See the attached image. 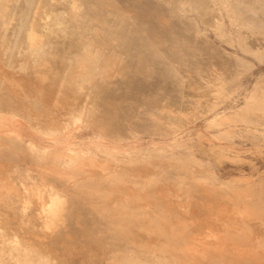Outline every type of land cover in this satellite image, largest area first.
Masks as SVG:
<instances>
[{
	"label": "rangeland",
	"instance_id": "1",
	"mask_svg": "<svg viewBox=\"0 0 264 264\" xmlns=\"http://www.w3.org/2000/svg\"><path fill=\"white\" fill-rule=\"evenodd\" d=\"M263 22L264 0H0V101L83 108L0 147V264H264Z\"/></svg>",
	"mask_w": 264,
	"mask_h": 264
},
{
	"label": "bare ground",
	"instance_id": "2",
	"mask_svg": "<svg viewBox=\"0 0 264 264\" xmlns=\"http://www.w3.org/2000/svg\"><path fill=\"white\" fill-rule=\"evenodd\" d=\"M72 4L70 5L71 7H72V10H73V8H74V2H71ZM235 10V9H234ZM101 13V12H100ZM105 13V12H104ZM251 13V12H250ZM109 14H110V12H109ZM241 16V15H240ZM252 16V15H251ZM250 18V17H249ZM246 19V18H245ZM247 20H249V19H247ZM247 20H246V22H247ZM251 20V19H250ZM255 22V21H254ZM259 22V21H258ZM264 23V22H263ZM245 25V24H244ZM246 27H248V26H246ZM262 27V26H261ZM64 30V29H63ZM96 36V35H95ZM88 42H90V41H88ZM92 42V41H91ZM90 42V44H92ZM86 43V42H85ZM38 46V45H37ZM87 46H89V44L87 45ZM86 46V47H87ZM39 48V47H38ZM84 48H85V45H84ZM89 48H91V47H88V49L87 50H89ZM94 48V47H93ZM86 49V48H85ZM84 49V50H85ZM86 50V51H87ZM88 52V51H87ZM86 52V53H87ZM84 53H85V51H84ZM84 53H81L82 54V58L83 59H80L81 60V62H79L80 63V65L83 67V69H82V75H85V74H88V73H91V71H92V73L93 74H95L98 70H99V67L98 66H100L102 63H103V61H102V63L101 64H97V62H99L98 61V59H100V58H98V59H96L97 58V56L98 55H95L97 52H95L93 49L92 50H90L89 51V53H91V54H89V53H85L86 55H88V57H86V58H88V59H85L84 60V58H85V54ZM101 53V52H100ZM80 54V55H81ZM102 54V53H101ZM63 55V54H62ZM79 55V56H80ZM64 56V55H63ZM66 56V55H65ZM104 57V56H103ZM67 58V57H66ZM80 58H81V56H80ZM68 59V58H67ZM97 60V61H96ZM104 60V59H103ZM108 60V59H107ZM95 61H96V64L94 65V63H95ZM109 61V60H108ZM90 62H93V64L92 65H89L90 64ZM105 63H107L106 62V59H105V61H104ZM115 62V61H114ZM68 63H70V62H68ZM117 63V62H116ZM104 64V63H103ZM98 65V66H97ZM102 66V65H101ZM98 69V70H97ZM97 70V71H96ZM23 77V76H22ZM84 77V76H83ZM25 80V79H24ZM24 80H22V82L24 81ZM26 81V80H25ZM21 82V81H20ZM21 82V83H22ZM12 83V82H11ZM13 84H15V83H13ZM16 84H18L19 85V83H17L16 82ZM23 84V83H22ZM28 83H26L25 85H27ZM21 86V85H20ZM20 86L19 87H17V88H15L14 87V93L16 92L15 90L16 89H18L19 88V90L22 88H24L23 86L24 85H22L21 86V88H20ZM22 89H21V91H22ZM20 91V92H21ZM13 92V91H12ZM19 92V93H20ZM23 92V91H22ZM13 93V94H14ZM19 93L18 94H16V95H19ZM8 94V93H7ZM10 94V93H9ZM12 94V95H13ZM11 95V96H12ZM1 96H4V95H1ZM39 96V95H38ZM8 100H6V98H4L3 99V101L1 102L0 101V127H4V128H0V147L2 146V148L4 147V145H5V147H7V149H14V148H8V145L6 146V144L5 143H12L11 145H10V147H13L12 145H14L13 143H15L14 142V140L15 141H18V139H20L19 141H21L22 139L20 138L21 136L19 135V129H20V126H21V121L22 120H25V118H26V120H28V122L29 121H31L33 118V122H35V119H37V121L40 123V124H45V125H47V123H50V124H58V123H62V122H64V119H67L68 117L70 118V120H73L72 121V123L74 122L75 124L76 123H78V122H80V118H81V114L83 113V108L81 109V110H79V112L77 113V108H78V106L75 104V103H73V104H71L69 107H68V109H67V112L69 113V114H66L67 115V117L66 118H64V119H61L60 118V114H57V111H55V110H53L52 109V107H50L52 110H50V111H47V110H45L41 105H44L45 104V106H46V104H47V102L45 103V100H43L42 99V97H35V95L33 96L34 97V99L33 100H27L28 98H26V96H23V99H21V97H16V96H12V97H16L15 99L14 98H11V97H7V96H5ZM1 98V97H0ZM24 98H26V99H24ZM18 100H21V103H19L18 102ZM247 104V103H246ZM48 105V104H47ZM258 105V104H257ZM261 105H262V103H261ZM260 105V106H261ZM34 109V111L36 110V111H39L40 112V117L39 116H35L34 117V115H33V113L32 114H30L33 110L32 109ZM46 108H49V106H46ZM80 109V108H79ZM4 110V112H5V110H7V111H9L10 112V114H11V116H10V114H9V116L10 117H7V115L4 117V114H3V111ZM29 110H31V112H29ZM33 111V112H34ZM36 111H35V113H36ZM34 113V114H35ZM42 113V114H41ZM79 113H81L80 115L81 116H79V115H77V114H79ZM89 113V112H88ZM85 114V113H84ZM30 115H33V116H30ZM36 115V114H35ZM39 115V114H38ZM30 117L32 118L31 120H30ZM39 117V118H38ZM241 117V116H240ZM22 119V120H21ZM36 121V122H37ZM249 121V120H248ZM25 122V121H24ZM32 122V121H31ZM35 122V123H36ZM37 122V123H38ZM227 122V121H226ZM246 122V121H245ZM244 122V123H245ZM30 123V122H29ZM36 123V124H37ZM35 124V125H36ZM221 124V123H220ZM248 124V123H247ZM63 125H65L66 126V123L65 124H63ZM36 127H39V125L38 126H36ZM64 127V126H63ZM218 127V126H217ZM232 128H234L233 126H232ZM59 129V128H58ZM65 129V128H64ZM245 129V128H244ZM57 130V129H56ZM63 130V129H62ZM223 130V129H222ZM226 130H228V129H226ZM52 131V130H51ZM60 131V130H59ZM69 131V130H68ZM67 131V132H68ZM229 131V130H228ZM243 131V130H242ZM223 132V131H222ZM232 132H233V130H232ZM241 132V131H240ZM253 132H254V130H253ZM50 133V132H49ZM69 133V132H68ZM218 133H220V131L218 132ZM226 133V132H225ZM243 133V132H242ZM257 133V132H256ZM228 134V133H227ZM229 134H230V132H229ZM231 134H234V133H231ZM236 134V133H235ZM238 134V133H237ZM240 134V133H239ZM259 134V133H258ZM241 135V134H240ZM17 136H19V138H17ZM229 136V135H228ZM245 136V135H244ZM224 137H226V136H224ZM252 138V137H251ZM17 139V140H16ZM238 140V139H237ZM231 141V140H230ZM19 143V142H18ZM20 143H22V141L20 142ZM233 143V142H232ZM25 144V143H24ZM27 144V143H26ZM18 145V144H17ZM29 145H31V143H29ZM32 147H33V145H31ZM31 146H28L27 145V148L29 147H31ZM258 146V145H257ZM14 147H16L15 149L16 150H18L19 148H18V146H14ZM25 147V146H24ZM18 148V149H17ZM22 148V147H21ZM34 148V147H33ZM6 149V148H5ZM14 149V150H15ZM41 149H42V147H41ZM44 151V150H43ZM44 154V153H43ZM61 156H63V155H61ZM56 157H57V162H56V160L54 161L53 159H52V161L53 162H55V163H57L58 165L60 164V166L61 165H63V164H66V160H65V158L66 157H64L63 156V158L62 157H59L58 155L56 156L55 155V159H56ZM59 157V158H58ZM82 157V156H81ZM80 157V158H81ZM69 158H70V155H69ZM68 157H67V159H69ZM82 158H84V157H82ZM70 159H72V161H74V159L73 158H70ZM79 159V158H78ZM82 160H84V159H82ZM79 161V160H78ZM76 162H77V159H76ZM83 162V161H82ZM79 163H81L80 161H79ZM73 164H74V162H73ZM72 163L71 164H68L69 166L71 165H73ZM75 165H77V163L75 164ZM81 164H79V166H80ZM59 166V167H60ZM74 166V165H73ZM82 166V165H81ZM80 166V167H81ZM79 167V168H80ZM78 168V169H79ZM74 169V168H73ZM80 169H82V168H80ZM76 172V171H75ZM81 172V171H80ZM115 174V173H114ZM84 175V174H83ZM118 176V175H117ZM243 183V182H242ZM56 197V196H55ZM54 197V199H52V201H50L51 202V204H49V205H47V207L48 206H50L51 207V213L50 214H53V213H55L56 212V209L57 208H59V204H60V202H59V200L57 199V197L55 198ZM132 207V206H131ZM262 208H264L263 206H262ZM50 209V208H49ZM135 211V210H134ZM50 212V211H49ZM264 212V211H263ZM264 214V213H263ZM263 214H261V215H263ZM45 217V216H44ZM154 217V216H153ZM264 217V216H263ZM129 222V221H128ZM133 225H136V223L135 224H133ZM144 225V223H141V224H138V226L140 227V226H143ZM120 226H122V225H120ZM120 226H118V236L120 237V240H123V239H127V240H124L125 242H131L132 241V243L133 242H135V240H134V238H132L131 237V241H130V239H128L130 236H129V234H126L125 233V235H128V238L125 236V238L123 237L124 236V234L122 235V237L120 236V234L121 233H123L122 231H123V227H122V229H121V227ZM125 227V226H124ZM129 228V227H128ZM122 230V231H121ZM126 231V230H125ZM124 231V232H125ZM163 232V231H162ZM171 232V231H170ZM173 232V231H172ZM163 233H165V231L163 232ZM162 234V233H161ZM180 234V233H179ZM178 234V235H179ZM165 235H167V234H165ZM210 235V234H209ZM211 236H213L214 237V235H211ZM171 238V237H170ZM173 238V237H172ZM238 238H240V237H238ZM162 239V238H161ZM187 240V239H186ZM164 241V240H163ZM194 241V240H193ZM189 242H190V240H189ZM188 242V243H189ZM237 242V241H236ZM156 243H158L157 241H156ZM187 243V244H188ZM195 243V242H194ZM169 244V243H168ZM174 244H176V243H174ZM202 244V243H201ZM222 244V243H221ZM150 245H151V243H150ZM197 245V244H196ZM209 245V244H208ZM215 245V244H214ZM132 246H134V245H132ZM203 246H204V244H203ZM213 246V245H212ZM148 248V247H147ZM187 249L188 248H190V245H189V247L187 246L186 247ZM193 248H195V247H192V249ZM200 248V247H199ZM206 248V247H205ZM210 248V247H209ZM149 249V248H148ZM202 250H203V247L201 248ZM195 250H196V248H195ZM214 250V249H213ZM212 250V251H213ZM217 250V249H216ZM221 250V249H220ZM163 251V250H162ZM171 251V250H170ZM194 251V250H193ZM197 251V250H196ZM222 251V250H221ZM166 252H168V251H166ZM175 252V251H174ZM181 252V251H180ZM184 252V251H183ZM188 252V251H187ZM199 252H200V250H199ZM202 253L204 252V251H201ZM158 253V252H157ZM156 253V254H157ZM192 254H195V252L194 253H192ZM199 254V253H198ZM206 254V253H205ZM219 254H220V252H219ZM218 254V255H219ZM224 254H225V252H224ZM251 254V253H250ZM160 255V254H159ZM187 255H188V253H187ZM235 255V254H234ZM15 256V255H14ZM162 256V255H161ZM166 256H170V254H167ZM176 256V255H175ZM193 256V255H192ZM197 256V255H196ZM201 256V255H200ZM222 256H223V254H222ZM226 256H228V255H226ZM225 256V257H226ZM229 256H230V254H229ZM236 256H237V258L238 257H240V256H238L237 255V253H236ZM16 257V256H15ZM154 257H156V256H154ZM160 257V256H159ZM158 257V258H159ZM184 257V256H183ZM198 257H199V255H198ZM197 257V258H198ZM205 257V256H204ZM217 257H219V256H217ZM232 257V256H231ZM125 258V257H124ZM167 258V257H166ZM169 258V257H168ZM260 258V257H259ZM179 259V258H178ZM182 259V258H181ZM186 259V258H185ZM25 260V259H24ZM184 260V259H183ZM209 260V259H208ZM219 260V259H218ZM242 260V259H241ZM249 260H251V259H249ZM28 261V260H27ZM43 261V260H42ZM189 261V260H188ZM199 261V260H198ZM197 261V262H198ZM31 262V261H30ZM226 262H228V261H226ZM7 263V262H6ZM176 263H180V262H176ZM193 263H194V261H193ZM221 263V262H220ZM234 263V262H233ZM243 263V262H242ZM245 263V262H244ZM3 264H4V262H3ZM165 264V263H164ZM170 264V263H169ZM183 264H185V263H183ZM187 264H189V263H187Z\"/></svg>",
	"mask_w": 264,
	"mask_h": 264
}]
</instances>
